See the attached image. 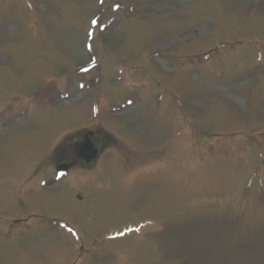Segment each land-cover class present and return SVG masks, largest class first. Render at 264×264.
I'll return each mask as SVG.
<instances>
[{
	"label": "rangeland",
	"instance_id": "374dc122",
	"mask_svg": "<svg viewBox=\"0 0 264 264\" xmlns=\"http://www.w3.org/2000/svg\"><path fill=\"white\" fill-rule=\"evenodd\" d=\"M0 264H264V0H0Z\"/></svg>",
	"mask_w": 264,
	"mask_h": 264
},
{
	"label": "snow or ice",
	"instance_id": "6c2138e0",
	"mask_svg": "<svg viewBox=\"0 0 264 264\" xmlns=\"http://www.w3.org/2000/svg\"><path fill=\"white\" fill-rule=\"evenodd\" d=\"M103 2H104V0H100V3H101V4H102ZM119 7H120V5H116V8H117V9H119ZM90 24H91L92 26H97V25H101V24H102V21H101L99 18H96V19H92V20L90 21ZM101 30H103V29L101 28ZM88 35L91 36V35H93V34H92V33H88ZM85 46L90 48V45H87V44H86ZM80 71H82V72H88V71H90V69L87 68V67H82V68L80 69ZM81 87H83V85H81ZM128 103H132V101L129 100ZM68 230H69V232H73V230H72L71 228H69ZM139 230H140L139 228H136V229L128 228V229L125 230V232L120 233V235H125V234H127L128 232H138ZM73 234L75 235L74 232H73Z\"/></svg>",
	"mask_w": 264,
	"mask_h": 264
},
{
	"label": "water",
	"instance_id": "95a60500",
	"mask_svg": "<svg viewBox=\"0 0 264 264\" xmlns=\"http://www.w3.org/2000/svg\"><path fill=\"white\" fill-rule=\"evenodd\" d=\"M80 155L85 157L88 161L94 158L97 154V150L93 148V143L90 139H86V141L80 146Z\"/></svg>",
	"mask_w": 264,
	"mask_h": 264
}]
</instances>
